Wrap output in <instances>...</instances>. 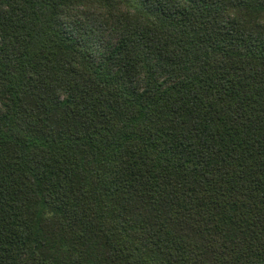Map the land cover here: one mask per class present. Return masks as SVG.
<instances>
[{
    "label": "trees",
    "instance_id": "obj_1",
    "mask_svg": "<svg viewBox=\"0 0 264 264\" xmlns=\"http://www.w3.org/2000/svg\"><path fill=\"white\" fill-rule=\"evenodd\" d=\"M0 264H264V0H0Z\"/></svg>",
    "mask_w": 264,
    "mask_h": 264
}]
</instances>
